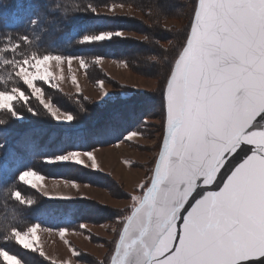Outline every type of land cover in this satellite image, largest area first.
<instances>
[{
  "label": "snow or ice",
  "instance_id": "obj_1",
  "mask_svg": "<svg viewBox=\"0 0 264 264\" xmlns=\"http://www.w3.org/2000/svg\"><path fill=\"white\" fill-rule=\"evenodd\" d=\"M115 7L125 6L108 10ZM113 35L123 33L86 35L81 43ZM19 47L3 48L14 54L3 63L11 67L15 83L0 88L5 97L0 110L21 118L14 106L17 101L27 106L32 96L59 121L60 110L45 102L42 85L54 87L57 77L49 64L59 66L65 57L23 55ZM72 83L77 84L75 76ZM161 88L162 141L154 166L139 193L130 196L127 211L118 216L110 258L99 264H264V129L254 127L264 114V0H194L186 39ZM73 119L63 114L65 122ZM93 152L73 151L46 162L87 167L82 159L87 157L96 169ZM45 179L32 170L19 176L32 189L43 188ZM65 183L78 188L76 181ZM11 196L22 205L34 203L18 191ZM38 229L13 228L5 239L43 256ZM65 234L59 231L61 239ZM0 258L20 264L2 249Z\"/></svg>",
  "mask_w": 264,
  "mask_h": 264
},
{
  "label": "trees",
  "instance_id": "obj_2",
  "mask_svg": "<svg viewBox=\"0 0 264 264\" xmlns=\"http://www.w3.org/2000/svg\"><path fill=\"white\" fill-rule=\"evenodd\" d=\"M114 1L117 0H0V88L5 84H13L10 80L14 73L10 66L3 63L5 56L11 59L14 55L10 50L3 51L8 44H19V51L23 55L35 52L40 55L80 57L88 63L98 58L125 62L128 66L133 63V58L126 54V49L139 45L137 42L131 43L126 38L113 37L100 42L81 43L86 35L128 30L127 20L126 23L121 20L126 25L124 29L118 18L99 16L93 11ZM129 1L136 2L126 0ZM155 9L158 14H166L165 8L160 5ZM156 30L158 28L145 29L144 36L148 43L150 38L160 35ZM158 31L161 32V29ZM24 37L28 38L29 43L24 41ZM185 39L186 37L183 43ZM175 57L171 63H174ZM170 68L171 64L169 72ZM86 72L94 82L106 77L101 68L94 64H89ZM98 72H101L102 77ZM52 94L59 108L75 115L77 113L79 121L64 125L45 111H25L26 120L18 122L10 113L11 116H6L5 112L0 111V249L16 256L23 264L52 263L44 260L37 251L24 249L13 240L5 239L11 229L23 231L30 226L39 225V228L44 229L75 231L80 230L83 223H94L97 219L94 217L96 213L88 210L87 200L46 198L36 189L20 182L19 173L32 170L49 178L73 181H88L87 175L90 174L102 175L74 163L46 161L72 151H87L98 143L102 145L122 139L136 121L148 114V111L145 112L146 108L155 101L149 97L113 103L110 107H96L94 110L97 112L88 116L84 108L87 99L82 95H78L79 100L73 101L71 96L58 90H53ZM160 98L159 102L163 106L162 92ZM125 113L126 120L119 119ZM14 191L20 192L25 200L31 199L34 203L31 206L20 204L11 196ZM0 264L4 263L0 260Z\"/></svg>",
  "mask_w": 264,
  "mask_h": 264
},
{
  "label": "rangeland",
  "instance_id": "obj_3",
  "mask_svg": "<svg viewBox=\"0 0 264 264\" xmlns=\"http://www.w3.org/2000/svg\"><path fill=\"white\" fill-rule=\"evenodd\" d=\"M120 4L125 7H115L113 11L108 10L109 6ZM193 4L194 0H136V2L117 0L109 5L96 8L94 11L96 15L116 17L120 25L123 21L129 22L128 30L118 32L123 33L122 38L139 44L126 49V54L132 56L133 63L128 66L125 62L108 58H99L88 63L80 57H72L71 65H69V57H65L59 66L55 61L49 64L50 71L57 77L52 81L54 87L38 82V86L42 85L44 88L45 102L52 103L54 108L60 110L57 113L60 119L59 121L55 120L64 125L79 121L80 117L77 113L75 115L70 111L60 109L57 100H54L53 90L71 96L73 101L79 100L78 95H82L87 99L84 108L88 116H93L94 112H97L94 110L96 107L105 108L110 107L113 103L141 98L155 99L150 103V107L146 108L145 112L148 111V114L136 121L122 139L108 144L98 143L87 150L94 149L93 154L98 165L96 169L91 167L92 162L87 157H82L87 165L85 168L102 173V175H87L88 181L86 179L74 180L78 183V188H73L71 183H65L73 180L45 176L43 188L36 189L46 198L52 200L85 199L88 202V210H93L96 213L94 217L97 219L94 223H83L82 225L85 227H81L80 230H66L63 239L60 238V230L39 228L37 233L39 245L44 252L42 257L47 262L52 264H99L100 261L110 258L113 246L109 241L116 238L112 229L118 226L117 218L122 214V210L127 211L131 203L130 196L138 194V186L150 176L149 169L154 166V160L159 151L158 145L162 141L160 122L163 119V106L159 102L162 92L161 85L169 72L171 61L187 36L186 32L191 24L193 14ZM157 5L165 8L166 14H158L155 9ZM148 10H151V13H148ZM122 25L126 29V25ZM153 27L158 30L160 28L161 32L156 30L157 32H155L160 35L154 39L150 38L148 43L144 36L145 29L149 30ZM114 33L117 32L100 35ZM151 34L154 33L151 32ZM113 37L117 36L113 35ZM81 60L85 64L83 68ZM89 64L100 67L102 74H105L106 77L96 80V82L92 81L86 72V67ZM98 75L102 77L101 72H98ZM73 76L76 77L77 84L72 83ZM101 81L103 87L100 86ZM10 83H15V80H10ZM19 86L22 90L26 87L22 84ZM26 94L29 93L26 92ZM4 103L5 97L0 95V105ZM16 104L14 107L21 117H15L18 122L26 120L25 111L47 112L32 96H30L27 106L19 101ZM29 108L32 111H29ZM63 114H72L74 119L71 122H65ZM5 115L11 116L6 112ZM119 119L126 120V113ZM127 124L129 125L130 122L128 121ZM133 133L136 135H132ZM129 135H132L131 140L127 139ZM22 173L20 172L19 176ZM62 196L69 197V199L58 198ZM20 242L25 246H30V241L21 240ZM37 252L40 254L39 250ZM0 260L5 264L3 258ZM19 261L20 264H23L21 260ZM11 264H15V261H11Z\"/></svg>",
  "mask_w": 264,
  "mask_h": 264
},
{
  "label": "water",
  "instance_id": "obj_4",
  "mask_svg": "<svg viewBox=\"0 0 264 264\" xmlns=\"http://www.w3.org/2000/svg\"><path fill=\"white\" fill-rule=\"evenodd\" d=\"M254 123V127L257 126V130L264 129V114H262L260 117L258 116ZM217 183H219V180L217 181Z\"/></svg>",
  "mask_w": 264,
  "mask_h": 264
},
{
  "label": "bare ground",
  "instance_id": "obj_5",
  "mask_svg": "<svg viewBox=\"0 0 264 264\" xmlns=\"http://www.w3.org/2000/svg\"><path fill=\"white\" fill-rule=\"evenodd\" d=\"M103 1H105V0H103Z\"/></svg>",
  "mask_w": 264,
  "mask_h": 264
}]
</instances>
